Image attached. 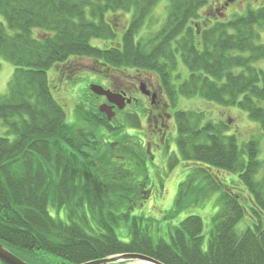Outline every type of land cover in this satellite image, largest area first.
<instances>
[{
    "label": "trees",
    "instance_id": "obj_1",
    "mask_svg": "<svg viewBox=\"0 0 264 264\" xmlns=\"http://www.w3.org/2000/svg\"><path fill=\"white\" fill-rule=\"evenodd\" d=\"M161 1L0 0V58L14 66L8 90L0 95V127H6L0 136V243L27 256L25 261L81 264L139 253L164 264H264V172L257 178L264 161L257 139L239 145L227 122L204 111L176 110V153L169 169L180 161L193 168L168 214L203 204L216 192L220 210L207 249L198 215L184 218L169 231V240H155V217L135 213L144 208L137 200L142 188L128 186L127 198L114 194L119 199L106 204L91 179L111 145L136 146L133 155L124 149L129 161L145 158L140 138L129 131L141 128L142 116L122 111L121 120L109 122L87 84V106L77 105L79 120L70 124L52 92L48 72L68 63L63 82L78 71L73 60L92 59L116 74L157 73L173 105L184 96L238 107L264 133V7L216 21L199 34L196 20L209 0H168L160 29L146 41L136 38ZM112 14L127 17L120 34ZM103 41L112 45L94 43ZM179 62L184 70L174 74ZM139 168L146 174V167ZM218 172L236 174L245 191L226 184ZM245 201L251 203L253 226L238 233L236 225L248 211Z\"/></svg>",
    "mask_w": 264,
    "mask_h": 264
},
{
    "label": "rangeland",
    "instance_id": "obj_2",
    "mask_svg": "<svg viewBox=\"0 0 264 264\" xmlns=\"http://www.w3.org/2000/svg\"><path fill=\"white\" fill-rule=\"evenodd\" d=\"M262 5H264V0H238L230 6L228 13H224V20H229L233 15L236 14H244L248 8L256 9ZM168 12L169 1L162 0L153 9L149 16V20L138 32L136 38L146 41L149 37L154 35L165 22ZM200 13L201 17L196 20V23L200 22L201 18L207 14H209L210 17H213L211 11L209 10V6H204ZM109 17L110 19H114L116 33L120 34L124 25L127 23V17L122 14H115V16L112 14L109 15ZM36 34L39 33L37 32ZM262 40H264V35H262ZM94 43H96L98 46H103L104 43L106 45H112L110 43L107 44L106 41ZM73 61L75 62L72 63V65L74 64L76 66L75 69H78V71L74 70L73 74H68L63 82H60V79H62L66 73L69 72V70L65 72L66 69L64 67L69 65L68 63L66 65L57 66L55 71H51V74L48 72V79L51 87H53L52 92L59 102L65 107L67 112V120L70 124H76V122L79 120L78 114L76 113L77 105L84 104V106H87L88 101L84 98V93H86L85 89L87 88V84H89L90 81L101 80L106 82L108 77L105 76V73H114L115 82L118 85L125 86L133 84L131 83L132 80L130 78V74L134 73L135 70L129 71L125 75L119 73L118 71L116 74L115 70L113 69L104 70L103 66L98 61L92 59H76ZM0 62L2 65L0 69V95H3L8 90V82L12 77L14 66L12 63L1 58ZM260 66L264 68V62H261ZM183 70L184 65L183 63L179 62L178 68L173 73H182ZM99 102L100 101L96 102V104H99ZM180 109L204 111L215 120L220 119L227 122L231 127L230 133L237 137L239 145H243L252 138L257 139L259 141L261 150L259 159L264 161V133L259 124L249 118L248 114L244 110L238 107H225L199 97L186 98L181 96L179 100L177 99L175 105H173V101L169 99V106L166 109L167 113L172 114L174 111L176 112V110ZM131 110L136 111L137 109L134 105H131L126 111L131 112ZM169 120L171 130L173 131L172 136L175 138L177 135L176 125L174 122H172L171 116ZM143 124L146 126L144 121ZM140 129L141 128L133 129L134 134H136V132H141L142 130L140 131ZM5 131L6 127H0V136L4 135ZM146 134L147 135H144V137H146V140H149V136L151 134L149 133L148 135V132ZM140 139L143 140L142 138ZM125 148L130 150V154L132 152H139L138 149H136V146L129 148L128 146L118 147L111 145L104 149L102 153L103 158L100 159L102 160L100 165L94 166L95 173L92 174L91 179L96 181V185L99 184V195L101 201L106 204H114V202H116L115 199H119V196H113L114 194H120L121 197L127 198L125 194H129V189L127 188L128 186L131 187L134 185V187L142 188L144 191V196L141 194L137 200L145 202L143 205L144 208H140L139 210L136 209L135 213L138 214L143 210L145 215H151L155 217L156 220L153 224V231H151V235L153 238H155V240L159 238L169 240V231H172L175 226L179 225L184 218L189 215H198L203 220V247L204 249H207L208 241L214 226L213 218L220 210V205L217 202L219 193H214L210 199H208L203 204L193 206L189 205L187 208L183 209L172 217L169 215L170 213L168 214V212H172L175 209V199L178 193L179 184L191 171L193 168L192 165H187L185 162L180 161L177 166L169 169L167 161L165 160L166 155L164 156V153H162V155H157V157H159V162L153 163V161L149 160L146 166L147 169H144V166L141 163L144 159L138 158L136 155H134L132 157L134 159L129 161V156L124 151ZM175 148L176 146L173 144V149ZM169 156H171V153ZM139 166L141 169L146 171V174L145 172L140 171ZM263 172L264 165L260 168L257 178H260ZM218 174L227 177L224 178L226 180L225 183L230 185L232 188H237L238 191H245V188L239 183L238 176L236 174H231L228 176L222 172H218ZM132 177H134L135 181L131 180ZM150 189L151 195L148 196V191ZM106 191L111 196H106ZM243 195L246 197V194ZM245 205L248 208V211L244 218L236 225V231L238 233H243L246 229L253 226V219L251 217L250 209L251 203L249 201H245ZM22 257L24 260L27 258L25 255ZM31 257L35 258L40 256L29 255L28 259ZM32 263H35V261H32ZM55 264L62 263L56 262Z\"/></svg>",
    "mask_w": 264,
    "mask_h": 264
},
{
    "label": "flooded vegetation",
    "instance_id": "obj_3",
    "mask_svg": "<svg viewBox=\"0 0 264 264\" xmlns=\"http://www.w3.org/2000/svg\"><path fill=\"white\" fill-rule=\"evenodd\" d=\"M232 4L234 3H227L226 0H209L206 6H209V10L211 11L213 17H210L209 14H207L201 18L200 22H197L196 27H198V33L200 34L204 28L210 27L216 21H227L224 20V13H228V10ZM262 7H264V5H262ZM215 17L217 18L214 19ZM105 76L108 77L106 82L101 80L90 81L88 87L89 92H87L88 95L95 97L97 102L100 101L98 104L99 107L104 103L114 106L116 116L111 121H109L111 123L115 118L118 117L119 112L126 111L129 106L134 105L137 110H131V113H137L142 116V126L140 129V131H142L136 132V134L139 138L143 139H140L139 143L143 145L146 152L145 158L143 160V166L146 167L149 160L153 161V163L159 162V157H157V155H162V153H164V156L166 155L165 160L167 161L169 167V154L171 153L172 155L176 153V148L173 149L175 138L172 136L173 131L171 130L169 120L171 116L172 122H174L176 125L175 111L172 114L166 112V109L169 106L168 93L163 87L161 79L157 73L135 70L134 73L130 74V78L132 80L131 83L133 84L125 86L118 85L115 82V74L105 73ZM92 84L102 85L105 89H110L115 93L123 94L127 99H131L132 101L131 103H126L124 109L119 110L117 105L109 103L105 96H99L93 93L90 90V86ZM142 84L145 85L147 93L142 92L140 89ZM120 118L121 117H118V119ZM143 121L146 123V126H144ZM133 129L134 128L129 129V131L130 133L134 134ZM145 131L146 133L148 132V135L149 133L151 134L149 136V140H146V137H144V135H147ZM149 195H151V189L148 191V196Z\"/></svg>",
    "mask_w": 264,
    "mask_h": 264
},
{
    "label": "water",
    "instance_id": "obj_4",
    "mask_svg": "<svg viewBox=\"0 0 264 264\" xmlns=\"http://www.w3.org/2000/svg\"><path fill=\"white\" fill-rule=\"evenodd\" d=\"M229 2H234L235 0H227ZM140 89L142 92L147 93L145 89V85H141ZM90 90L99 95V96H105L109 103H113L114 105H117L119 110L124 109L126 106V103H131V99H127L126 96L123 94H118L110 89H105L102 85L92 84L90 86ZM100 112L106 114L107 119L110 121L113 119V117L116 116V112L114 111V106H111L107 103H104L100 105L99 107ZM0 261H2L4 264H30L15 254H13L11 251H9L2 243H0ZM81 264H164L163 262L154 259L150 256H146L139 253H125V254H119L116 256H111L108 258L95 260V261H89Z\"/></svg>",
    "mask_w": 264,
    "mask_h": 264
}]
</instances>
